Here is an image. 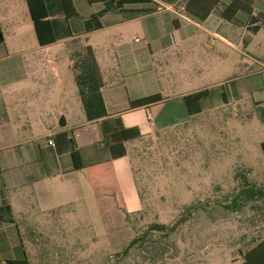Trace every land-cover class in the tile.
Listing matches in <instances>:
<instances>
[{
	"label": "crops",
	"instance_id": "obj_1",
	"mask_svg": "<svg viewBox=\"0 0 264 264\" xmlns=\"http://www.w3.org/2000/svg\"><path fill=\"white\" fill-rule=\"evenodd\" d=\"M43 1L42 13L49 15L46 20L52 25L48 39L59 38L45 45L38 41L27 0H0V264L28 258L29 248L18 216H27L21 210L33 197L44 208H51V204L60 208L65 204L62 200L82 198L90 189L101 209L102 202L114 207L115 197L128 215L143 208L132 168V152L142 140L124 143L127 155L111 158L110 151L103 149L104 123L118 121L123 129H138L144 138H151L196 118L190 117L185 96L211 90V97L219 88L226 98L224 86L243 80L256 84L242 85L237 94L255 98L259 93L254 103L264 108V0H242L250 2L252 14L227 11L225 18L221 13L234 0H221L202 23L181 17L180 9L189 0H150L107 12L102 1L70 0L69 10H75L78 16L68 20L60 13L59 0ZM18 9L28 16L27 41L18 38H23L25 28L18 22L10 24V19L18 17ZM145 10L151 12L141 13ZM97 14H103L99 19L102 28L87 32L86 21ZM7 27L12 28L10 40L5 37ZM67 28L70 37L63 35ZM86 50L99 77L98 88L84 92L89 97L87 108H97L93 117H104L88 121L76 83L72 97L83 118L70 121L67 115L61 126L60 117L47 112L49 96L57 92L58 76L66 68L67 77L70 79L73 73L76 81L73 57ZM234 54L245 63L246 72L231 79ZM210 97L201 102V114ZM154 98L160 101L136 107ZM26 105L40 108L37 123L31 124L35 131L32 137L47 143L40 149L42 153L33 150L31 159L21 153L29 141L19 137L14 123L21 120V109ZM71 131L84 159L100 163L73 172L70 154L48 150L54 144L46 139ZM45 161L47 164H42ZM36 162L39 165H32ZM242 261L243 255L230 264Z\"/></svg>",
	"mask_w": 264,
	"mask_h": 264
},
{
	"label": "rangeland",
	"instance_id": "obj_2",
	"mask_svg": "<svg viewBox=\"0 0 264 264\" xmlns=\"http://www.w3.org/2000/svg\"><path fill=\"white\" fill-rule=\"evenodd\" d=\"M12 22L25 28L23 38H18L29 40L28 16L19 11ZM10 28L5 31L7 40ZM232 60L231 79H236L246 72L245 63L235 54ZM66 71L58 76V90L48 100L47 112L59 116V124L67 115L70 121L83 118L72 97L74 74L69 79ZM247 84L256 83L225 85L226 98L215 89L203 114L179 129L145 138L134 148L132 168L143 204L138 213L126 214L116 197L114 207L102 202L101 209L90 189L82 198L62 200L60 208H44L34 197L29 199L21 210L27 216L18 219L30 264H230L240 259V252L264 239V200L239 211L227 207L246 184L264 189V108L254 103L259 93L255 98L237 94ZM30 106H24L21 120L14 122L19 137L29 141L21 152L29 159L33 150L42 153L47 146L45 140L32 137L31 124L37 123L40 108ZM153 226L165 228L168 235L151 230Z\"/></svg>",
	"mask_w": 264,
	"mask_h": 264
},
{
	"label": "trees",
	"instance_id": "obj_3",
	"mask_svg": "<svg viewBox=\"0 0 264 264\" xmlns=\"http://www.w3.org/2000/svg\"><path fill=\"white\" fill-rule=\"evenodd\" d=\"M90 2L102 1L106 4L105 12L110 9H122L124 5L130 4H145L150 3V0H88ZM61 4L60 13L65 16V19L68 20L70 17L78 16L75 10L70 11V0H59ZM221 0H189L185 6V13L188 17L194 19L195 21L202 23L208 19V17L213 13L216 7L219 5ZM29 11L32 17V22L35 28V32L38 38V41L45 45V43H54L58 39H48L50 34V21L46 19L49 17L48 14L42 13L44 8L43 0H27ZM239 12L245 11L249 15L252 14L253 9L250 2L244 3L242 0H234L233 3L229 6L227 10H224L221 13L223 18L226 17V12ZM150 10L142 11L141 13L147 14L150 13ZM103 14H97L91 17L86 21V31L91 32L102 28L101 23L99 22L100 17ZM52 28V27H51ZM63 35H69L72 33L70 29L67 28V31ZM52 38V37H51ZM49 41V42H47ZM73 69L76 71V83L80 89L81 96L85 105V112L88 121H94L96 119L103 118V116L93 117V112L97 111V108H87V103L89 102V97L85 95L86 89L92 93V91L98 88L99 77L94 65L92 55L89 51H84L79 53L77 56L73 57ZM211 90H203L188 96L184 97V102L187 107V111L190 117H197L202 113L201 102L204 99L210 97ZM88 97V98H87ZM160 100L147 99L143 100L136 104V107H143L151 105L154 102H159ZM118 121H115L113 125H107V122L104 123V150H109L111 153V158L124 157L127 155V151L124 147V143L134 140H144L145 138L140 134L138 129L126 130L123 129L122 125H118ZM185 126V125H184ZM183 127V126H182ZM181 128V127H180ZM179 129V128H177ZM172 131V130H171ZM161 134V133H160ZM53 141L54 146H49L48 150L55 151L58 154L68 153L71 155L73 166L71 171H80L89 166L95 165L99 162H90V160L84 159L82 151L78 148L76 140L74 139L73 132H61L59 134L53 135L50 138L46 139L47 142ZM264 147V144H263ZM53 148V149H52ZM264 200V189L258 188L253 185H244V187L236 194L234 200L230 204L229 209L234 211H239L240 208L245 207L251 202ZM153 231L167 232L168 231L161 226H153L151 228ZM175 229L169 230L170 233H173ZM146 234V233H145ZM144 234V236H145ZM141 240V238L134 240L124 251L122 256H127L130 250ZM240 252V256L243 255V264H264V239L259 240L253 247L246 251V253ZM7 264H30V261L26 257L22 261H13L8 262Z\"/></svg>",
	"mask_w": 264,
	"mask_h": 264
},
{
	"label": "built area",
	"instance_id": "obj_4",
	"mask_svg": "<svg viewBox=\"0 0 264 264\" xmlns=\"http://www.w3.org/2000/svg\"><path fill=\"white\" fill-rule=\"evenodd\" d=\"M180 15H181V17H187V15H186V13H185V7H182V8L180 9ZM0 59H1V56H0Z\"/></svg>",
	"mask_w": 264,
	"mask_h": 264
},
{
	"label": "water",
	"instance_id": "obj_5",
	"mask_svg": "<svg viewBox=\"0 0 264 264\" xmlns=\"http://www.w3.org/2000/svg\"><path fill=\"white\" fill-rule=\"evenodd\" d=\"M3 40V37H2V35L0 34V42ZM60 125L61 126H64L65 125V122H63V123H60Z\"/></svg>",
	"mask_w": 264,
	"mask_h": 264
}]
</instances>
